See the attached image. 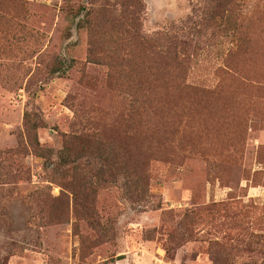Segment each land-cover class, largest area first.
<instances>
[{"label":"rangeland","instance_id":"1","mask_svg":"<svg viewBox=\"0 0 264 264\" xmlns=\"http://www.w3.org/2000/svg\"><path fill=\"white\" fill-rule=\"evenodd\" d=\"M17 1L21 36L30 38L18 47L35 56L0 62V264H264L263 110L247 117L244 101L241 112L222 111L237 89L223 81L235 48L229 14L215 20L220 9L211 0H142L143 34L180 43L188 83L225 95L175 116L195 133V152L184 162L179 140L151 147L147 196L130 199L120 183L99 188L92 219L109 231L100 235L61 186L58 154L67 139L91 136L145 161L149 145L136 141L127 122L134 98L113 84L108 67L88 62L89 0ZM240 1L258 59L237 61L245 82L264 87V0ZM59 55L75 66L49 79L45 64ZM27 113L42 124L46 158L30 147Z\"/></svg>","mask_w":264,"mask_h":264},{"label":"trees","instance_id":"2","mask_svg":"<svg viewBox=\"0 0 264 264\" xmlns=\"http://www.w3.org/2000/svg\"><path fill=\"white\" fill-rule=\"evenodd\" d=\"M89 1L91 7L85 21L89 31L88 62L108 67L113 84L134 98L128 112V127L137 142L149 145L143 162L138 153H133L126 146L107 145L91 136H86L83 142L67 139L58 154L56 170L64 173L61 186L73 196L77 216L92 221L91 226L98 234L107 235L108 227H103L101 222L92 219L94 198L99 188H111L120 183L122 192L130 199L140 195L147 196L149 190L144 183L149 164L153 160L149 157L151 147L155 149L158 146L174 145L179 140L182 160L192 156L195 152V133L187 131L188 127L177 122L175 116L191 112L195 104L211 107L220 102L225 93L221 89L207 90L188 83L189 62L180 43L169 42L163 36L149 38L143 34L142 0ZM211 1L217 5L216 9H220L215 20L225 21L224 14H229L227 25L233 30L235 38V48L228 59L229 72H224L223 81L224 84L227 83L225 81H231V85L237 89L235 94L223 98L222 111L241 112L240 106L246 101V116L251 115L252 108L263 110L258 118L264 122V102L262 96L258 95L264 92V87H254L245 82L241 74L244 66L237 61L245 57L250 60L258 59L249 48L247 30L246 33L243 32L247 22L240 10L241 1ZM17 2L0 0V62L13 60L15 57L23 61L35 56L34 53H25L26 47H18L25 45L30 38L21 36L25 24L21 22V5ZM77 11L75 8L67 13L74 17ZM75 63L72 59L68 64L60 55L53 57L45 64L47 78L63 77ZM2 66L0 64V68ZM247 66L250 64L247 63ZM258 67L261 70L262 66ZM234 108L236 109L233 110ZM149 116L152 118L147 119ZM24 120L30 147L37 156L44 157L45 151L38 138L42 124L31 113H27ZM52 155L50 158L48 155L49 161L52 160ZM154 156H158L156 159H163V155L160 156L159 153Z\"/></svg>","mask_w":264,"mask_h":264}]
</instances>
